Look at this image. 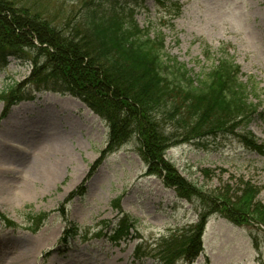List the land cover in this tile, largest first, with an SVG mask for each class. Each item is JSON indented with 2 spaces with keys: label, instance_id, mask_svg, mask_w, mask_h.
I'll return each mask as SVG.
<instances>
[{
  "label": "rangeland",
  "instance_id": "1",
  "mask_svg": "<svg viewBox=\"0 0 264 264\" xmlns=\"http://www.w3.org/2000/svg\"><path fill=\"white\" fill-rule=\"evenodd\" d=\"M29 1L56 16L81 15L89 2ZM120 1L124 19H134L151 36L161 32L165 53L194 77L227 51L241 68L240 80L250 88L256 84L250 100L260 102L259 115L244 130L166 150L165 159L198 189L199 195L182 198L160 176L147 173L135 137L103 153L107 124L72 96L32 92V99L11 105L2 116V92L23 83L31 66L13 58L0 63V142L6 141L0 152V212L15 225L0 221V264H164L157 245L172 238L187 242L210 207L200 196L239 195L247 182L264 204V157L242 138L250 132L264 143V0H168L157 6L152 0ZM112 2L102 5L108 9ZM15 111L19 117L10 120ZM46 162L60 165L57 172H44ZM122 215L131 227L114 241ZM204 217L202 249L190 264H264L263 226L219 212Z\"/></svg>",
  "mask_w": 264,
  "mask_h": 264
},
{
  "label": "trees",
  "instance_id": "2",
  "mask_svg": "<svg viewBox=\"0 0 264 264\" xmlns=\"http://www.w3.org/2000/svg\"><path fill=\"white\" fill-rule=\"evenodd\" d=\"M88 1L81 15L70 11L56 16L37 1L0 0V63L13 58L31 66L23 83L2 92V116L11 105L32 99V92L72 96L107 124L103 153L135 137L148 174L160 176L179 197L199 195L165 159L166 150L180 142L244 130L259 115L260 102L250 100L256 84L250 88L240 80L241 68L225 50L207 72L194 77L165 53L161 32L151 36L134 19H124L120 0L108 9L102 0ZM152 2L157 6L168 0ZM243 136L244 143L264 157V143H257L250 132ZM238 192H212L214 199L200 196L210 207L187 242L172 238L157 245L164 255L161 261L190 264L202 249L201 229L210 212L264 227V204L256 200L259 190L246 182ZM0 221L15 226L1 212ZM130 227L122 215L113 240L126 237Z\"/></svg>",
  "mask_w": 264,
  "mask_h": 264
},
{
  "label": "bare ground",
  "instance_id": "3",
  "mask_svg": "<svg viewBox=\"0 0 264 264\" xmlns=\"http://www.w3.org/2000/svg\"><path fill=\"white\" fill-rule=\"evenodd\" d=\"M20 111H15L14 113H13V115L10 117V120H16L18 117H19V115H20ZM63 127V126H62ZM26 134H29V130H27V132L25 133V136H26ZM6 145V141H2V142H0V152H1V148H3V146H5ZM60 165H58V164H50V163H45L44 164V166H43V169L44 170H46V171H44V172H49V173H52V174H54V173H56L57 172V170H58V167H59ZM3 170V169H2ZM4 173H10L12 176H14L15 175V172L14 171H12V170H9V169H6V170H4ZM15 177V176H14Z\"/></svg>",
  "mask_w": 264,
  "mask_h": 264
}]
</instances>
